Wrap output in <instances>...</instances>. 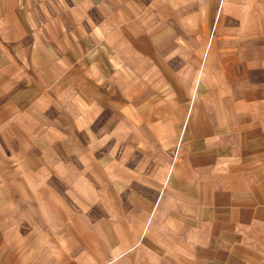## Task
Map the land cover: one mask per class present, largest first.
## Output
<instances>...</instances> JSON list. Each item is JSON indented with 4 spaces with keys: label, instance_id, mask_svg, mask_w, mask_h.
I'll use <instances>...</instances> for the list:
<instances>
[{
    "label": "crops",
    "instance_id": "obj_1",
    "mask_svg": "<svg viewBox=\"0 0 264 264\" xmlns=\"http://www.w3.org/2000/svg\"><path fill=\"white\" fill-rule=\"evenodd\" d=\"M189 16H215V29L222 17H240L235 33L243 36L208 43L210 56L200 70L206 90L195 95L189 113L183 110L187 120L179 139L176 125L169 134L177 158L156 172L162 187L141 234L120 249L126 236L118 223L115 251L101 245L94 256L87 250L77 255V243H93L91 235L43 234L46 226H55L56 183L72 177L64 145H44L43 116L50 102L43 103V84L50 81L49 96L77 98L84 82L100 80L98 71L84 72L87 53L122 47L109 36L128 32L125 23L139 26L146 17L151 19L141 25L143 33L203 31L187 24ZM0 34L4 48L51 54V61L37 58L34 63L42 68L35 75L13 73L12 61L0 69V264H13V258L20 264L28 258H37L36 264L38 258L49 259L46 264H93L89 257L99 264H264V0H0ZM131 39L140 49L141 41ZM151 44L154 48L153 38ZM71 50L83 51L73 58ZM62 82L67 88L56 94ZM54 98L57 112H89L75 122L63 121V128H85L93 113H102L101 105L60 108L64 101ZM26 226L33 228L31 234H22ZM106 236L100 244L107 243Z\"/></svg>",
    "mask_w": 264,
    "mask_h": 264
},
{
    "label": "rangeland",
    "instance_id": "obj_2",
    "mask_svg": "<svg viewBox=\"0 0 264 264\" xmlns=\"http://www.w3.org/2000/svg\"><path fill=\"white\" fill-rule=\"evenodd\" d=\"M150 19L141 17L139 26L137 21L128 22L124 24L129 26L128 32L110 34L109 40H114L111 43L122 47L87 53L84 72L98 71L100 80L84 82L81 96L54 98L49 96L54 93L50 81L42 87L47 94L43 103L50 102L43 116L46 124L44 145L47 147L52 143L57 147L56 143L63 144L60 148L68 154L70 174L75 176L56 183L60 202L54 206L55 226H46L43 234H71L77 238L91 235L93 243H77L80 245L77 255L80 250H87L94 256V252L101 250V245L109 252L115 251L117 244L113 240L118 223H123L122 233L126 236L120 249L131 247L132 236L141 234L149 214L147 209L157 200L162 187L156 172H164L177 158V147L169 134L176 130L173 127L176 125V139H179L187 120L183 110L187 107L189 113L191 106L196 104L195 95L198 93L200 98L206 90V83L200 81V70L203 66L206 68L205 62L210 56L209 53L205 55L208 43L213 39L228 41L243 36L235 33L241 28L240 17L231 20L222 17L215 29L217 17L189 16L187 24L203 28V31L187 34L141 32V25L147 26ZM155 22L159 27L161 18H156ZM138 28L141 34L135 31ZM131 38L141 41L140 49L133 48L132 42L127 41ZM151 38L155 40L154 48ZM78 51L81 54L83 50ZM79 53L70 51L73 58L80 57ZM37 58L51 61V54L43 50L4 48L0 40V69L12 61L13 73L24 71L35 75L36 69L42 68L34 63ZM67 84L57 85L56 94L58 88H67ZM52 98L64 101L59 102L60 108L77 104L85 111L101 105L102 113H93L88 118L91 125L85 128L73 129L67 125L63 128V121L75 122L80 117H89V112H57L58 108L52 106ZM28 117L34 119L31 113ZM14 150L13 146L12 153ZM103 172H107L106 177ZM144 217L146 220L143 221ZM32 230L31 226H26L22 228V234H31ZM104 235H107V243L100 244L98 240ZM35 259L28 258L27 264H36ZM11 260L13 264L21 261L18 258ZM38 260L39 264L49 261L47 258ZM89 260L99 264L95 258L89 257Z\"/></svg>",
    "mask_w": 264,
    "mask_h": 264
}]
</instances>
